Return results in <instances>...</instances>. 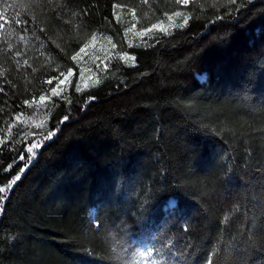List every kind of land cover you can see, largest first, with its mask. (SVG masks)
I'll return each instance as SVG.
<instances>
[{
    "label": "trees",
    "instance_id": "16d2710c",
    "mask_svg": "<svg viewBox=\"0 0 264 264\" xmlns=\"http://www.w3.org/2000/svg\"><path fill=\"white\" fill-rule=\"evenodd\" d=\"M17 175L0 264H264V0H0Z\"/></svg>",
    "mask_w": 264,
    "mask_h": 264
},
{
    "label": "snow or ice",
    "instance_id": "6c2138e0",
    "mask_svg": "<svg viewBox=\"0 0 264 264\" xmlns=\"http://www.w3.org/2000/svg\"><path fill=\"white\" fill-rule=\"evenodd\" d=\"M178 2H183V3L186 4V3H188V0H178ZM232 2L235 3V0H232ZM176 15L179 16L180 13L177 12ZM184 23H185V24L187 23V18H185ZM153 27H155V25H154ZM148 31H150V30H148ZM81 51H83V49H81ZM72 59L75 60L76 57L73 56ZM133 59H134V58H133ZM71 75H73V73H72L71 70H70V71H69V76H71ZM49 83H51V81H49ZM61 83H63V81H61ZM53 92H55V89H53ZM41 99L43 100L44 98L41 97ZM25 103H27V102H25ZM65 119H67V117H65ZM50 136H51V133L49 134V137H48V138H50ZM39 147H40V143H39V142H34L31 146H29V147L27 148V151H28L29 153H31V152H33V149H35V148H39ZM20 159H21V160L24 159L23 155H21ZM30 162H31V161L29 160L27 163H30ZM27 163H26L25 167H27ZM9 167H11V166H9ZM23 171H24V169H21V174L23 173ZM20 178H21L20 175H17V176H16V177H15V178L9 183V185L7 186V188H5V187H0V194H6V193L11 189V187H12V186H13V185H14V184H15ZM5 198H6V195H0V202H2Z\"/></svg>",
    "mask_w": 264,
    "mask_h": 264
},
{
    "label": "rangeland",
    "instance_id": "374dc122",
    "mask_svg": "<svg viewBox=\"0 0 264 264\" xmlns=\"http://www.w3.org/2000/svg\"><path fill=\"white\" fill-rule=\"evenodd\" d=\"M130 12H131V10L127 11L125 13V15L123 14L124 16H126L127 20L131 19L132 12L131 13ZM118 14L121 15V12H119ZM129 29L132 30V26L131 25L128 26V30ZM121 56L123 57L124 61L127 64L131 63V58L130 57H128L126 55H123V54H121ZM79 78H80V81H81L82 85L88 84L90 82V80H91V77L89 76V72L86 69L85 65H83L82 68H81V72L79 73ZM140 264H149L148 260L146 259V257L144 255H142L141 258H140Z\"/></svg>",
    "mask_w": 264,
    "mask_h": 264
}]
</instances>
